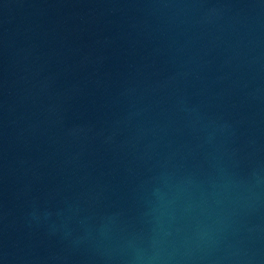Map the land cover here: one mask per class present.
Returning a JSON list of instances; mask_svg holds the SVG:
<instances>
[{"label":"water","instance_id":"obj_1","mask_svg":"<svg viewBox=\"0 0 264 264\" xmlns=\"http://www.w3.org/2000/svg\"><path fill=\"white\" fill-rule=\"evenodd\" d=\"M0 264H264V0H0Z\"/></svg>","mask_w":264,"mask_h":264}]
</instances>
